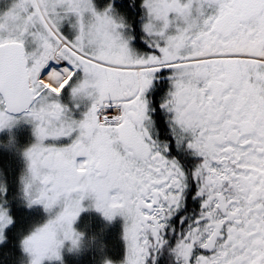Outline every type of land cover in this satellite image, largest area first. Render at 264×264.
Returning <instances> with one entry per match:
<instances>
[{
	"label": "snow or ice",
	"instance_id": "6c2138e0",
	"mask_svg": "<svg viewBox=\"0 0 264 264\" xmlns=\"http://www.w3.org/2000/svg\"><path fill=\"white\" fill-rule=\"evenodd\" d=\"M85 251L264 264V0H0V264Z\"/></svg>",
	"mask_w": 264,
	"mask_h": 264
},
{
	"label": "trees",
	"instance_id": "16d2710c",
	"mask_svg": "<svg viewBox=\"0 0 264 264\" xmlns=\"http://www.w3.org/2000/svg\"><path fill=\"white\" fill-rule=\"evenodd\" d=\"M102 225L101 222H96L95 221V227H100ZM118 231L117 227L112 226L111 228V236H115V233ZM90 257H91V253L90 252H84L83 255L79 258V261H74L73 264H90Z\"/></svg>",
	"mask_w": 264,
	"mask_h": 264
},
{
	"label": "rangeland",
	"instance_id": "374dc122",
	"mask_svg": "<svg viewBox=\"0 0 264 264\" xmlns=\"http://www.w3.org/2000/svg\"><path fill=\"white\" fill-rule=\"evenodd\" d=\"M101 222V223H103V221H102V219H100L99 217H97V219H96V222ZM118 221V220H117ZM113 226H114V224H113ZM110 233H111V230H110ZM86 252V251H85Z\"/></svg>",
	"mask_w": 264,
	"mask_h": 264
},
{
	"label": "flooded vegetation",
	"instance_id": "af4514ba",
	"mask_svg": "<svg viewBox=\"0 0 264 264\" xmlns=\"http://www.w3.org/2000/svg\"><path fill=\"white\" fill-rule=\"evenodd\" d=\"M114 227L119 228V221H116V222L114 223Z\"/></svg>",
	"mask_w": 264,
	"mask_h": 264
}]
</instances>
